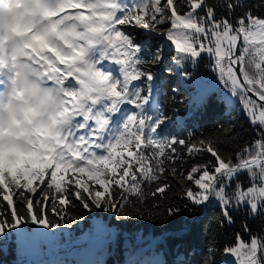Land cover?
<instances>
[{
    "label": "snow or ice",
    "instance_id": "snow-or-ice-1",
    "mask_svg": "<svg viewBox=\"0 0 264 264\" xmlns=\"http://www.w3.org/2000/svg\"><path fill=\"white\" fill-rule=\"evenodd\" d=\"M261 8L264 0H0V238L71 228L97 210L166 223L215 204L221 227L241 209L264 217ZM153 37L164 43L153 48ZM168 53L175 86L161 105L154 67ZM205 61L218 99L239 104L252 137L231 125L199 136L180 128L177 95ZM189 101L199 115L211 96ZM244 232L219 264H264V227ZM216 251L203 264H218Z\"/></svg>",
    "mask_w": 264,
    "mask_h": 264
},
{
    "label": "trees",
    "instance_id": "trees-1",
    "mask_svg": "<svg viewBox=\"0 0 264 264\" xmlns=\"http://www.w3.org/2000/svg\"><path fill=\"white\" fill-rule=\"evenodd\" d=\"M258 2L249 0V3ZM240 11L237 10L236 15ZM223 14V10L218 9V15ZM258 14L264 15V8L259 9ZM163 43L161 37L151 39L153 48ZM170 56L168 53V58L154 67L158 74L154 99L161 105L171 103L168 99L172 95L169 84L175 86L173 77L165 72ZM206 63L194 70L197 79L192 85H181L177 101L184 99L186 102L176 105L178 118L182 121L180 128L199 136L207 135L215 125L223 124L231 125L244 139L252 137L253 130L239 113V104H226L218 99L220 93L212 83ZM201 92L208 93L211 101L196 115L198 110L192 106L189 97ZM187 133L181 132L182 135ZM175 202L182 207L183 201L177 198ZM219 212V207L212 204L201 210H182L179 215L162 223L147 219L118 221L111 213L97 210L71 228L56 229L52 233L28 226L23 229V234L13 231L11 235L0 238V264H35L33 261L56 254L59 255L52 262L40 264H87L92 246H81L84 231L88 232V237L101 236L111 242L108 246L99 247L94 264H203L210 247L217 249L214 259L219 264L222 259L220 249L225 243L234 242L236 233L248 239V233L244 232L245 224L253 233L264 227V217L253 219L244 209L233 212V224L221 227L217 220ZM163 235L166 236L165 244H153L150 239V236L160 239Z\"/></svg>",
    "mask_w": 264,
    "mask_h": 264
},
{
    "label": "rangeland",
    "instance_id": "rangeland-1",
    "mask_svg": "<svg viewBox=\"0 0 264 264\" xmlns=\"http://www.w3.org/2000/svg\"><path fill=\"white\" fill-rule=\"evenodd\" d=\"M82 241H83V243H88V244H91V241L92 240H90L91 238L90 237H88V232L87 231H84V234L82 235ZM101 239V238H100ZM100 239L97 241V242H95V246L97 245V247H98V244L99 243H102L101 241H100Z\"/></svg>",
    "mask_w": 264,
    "mask_h": 264
}]
</instances>
